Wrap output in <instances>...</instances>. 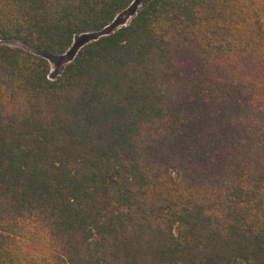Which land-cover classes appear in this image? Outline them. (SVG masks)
Listing matches in <instances>:
<instances>
[{
  "label": "trees",
  "instance_id": "trees-1",
  "mask_svg": "<svg viewBox=\"0 0 264 264\" xmlns=\"http://www.w3.org/2000/svg\"><path fill=\"white\" fill-rule=\"evenodd\" d=\"M134 2L0 0V264H264V0Z\"/></svg>",
  "mask_w": 264,
  "mask_h": 264
},
{
  "label": "rangeland",
  "instance_id": "rangeland-1",
  "mask_svg": "<svg viewBox=\"0 0 264 264\" xmlns=\"http://www.w3.org/2000/svg\"><path fill=\"white\" fill-rule=\"evenodd\" d=\"M135 2L133 3V5L131 6V9H136L139 6L140 0H134ZM130 9V10H131ZM126 17L125 19V23L128 22V20L131 18V11H127V13L124 15ZM123 23V24H125ZM112 28L109 27L107 29V31ZM96 34H92V33H85L83 35L78 36L74 42L73 45L71 46V48L64 54L60 55V56H49V55H44L50 63L51 69H50V78L51 79H55L61 70V67L67 63L68 61H70V59H72L74 57V55L76 54L77 50L86 42L90 41L93 39V37Z\"/></svg>",
  "mask_w": 264,
  "mask_h": 264
},
{
  "label": "built area",
  "instance_id": "built-area-1",
  "mask_svg": "<svg viewBox=\"0 0 264 264\" xmlns=\"http://www.w3.org/2000/svg\"><path fill=\"white\" fill-rule=\"evenodd\" d=\"M49 78H50V76H49ZM51 79V78H50Z\"/></svg>",
  "mask_w": 264,
  "mask_h": 264
}]
</instances>
